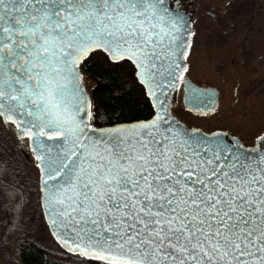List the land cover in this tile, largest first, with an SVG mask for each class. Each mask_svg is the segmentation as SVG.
<instances>
[{"label":"snow or ice","instance_id":"obj_1","mask_svg":"<svg viewBox=\"0 0 264 264\" xmlns=\"http://www.w3.org/2000/svg\"><path fill=\"white\" fill-rule=\"evenodd\" d=\"M196 35L182 0H0V128L81 264H264V134L246 144L173 109L179 94L189 114L216 110L189 78ZM93 57L142 86L146 116L100 119Z\"/></svg>","mask_w":264,"mask_h":264},{"label":"rangeland","instance_id":"obj_2","mask_svg":"<svg viewBox=\"0 0 264 264\" xmlns=\"http://www.w3.org/2000/svg\"><path fill=\"white\" fill-rule=\"evenodd\" d=\"M182 3L197 29L189 56V78L200 87L217 89L218 95L214 112L196 116L187 113L182 107V96L174 94V112L192 126L207 131L219 128L252 144L257 135L264 133V0H182ZM225 5H229L227 10ZM93 58L106 63L99 57ZM119 69L134 90L145 97L142 86L125 69ZM84 84L89 93L92 81L84 77ZM18 164L13 160L11 176L21 181ZM25 168L27 180L20 182L19 189L25 199L14 217L13 229L5 231L4 218L0 217V264H19L16 244L24 240L39 244L53 256L71 257L36 212L41 210L37 174L30 161Z\"/></svg>","mask_w":264,"mask_h":264},{"label":"trees","instance_id":"obj_3","mask_svg":"<svg viewBox=\"0 0 264 264\" xmlns=\"http://www.w3.org/2000/svg\"><path fill=\"white\" fill-rule=\"evenodd\" d=\"M84 77L92 81L89 95L93 97L100 109V119L111 117L112 120H124L134 116H146L149 112V101L134 90L130 80L124 76L119 68L112 69L97 59L91 58L87 62ZM14 168V167H13ZM7 167H0V175L9 179L5 171ZM12 175V174H11ZM13 179V177H11ZM5 183L0 187V197L3 209L0 210L1 219L7 215L6 205L11 212L10 222L5 223V231L13 229L14 217L18 214L19 197L7 190ZM6 206V207H7ZM16 258L19 264H81V259L75 254L68 253L71 257L51 255L47 249L39 244L24 240L16 244ZM67 252V251H65Z\"/></svg>","mask_w":264,"mask_h":264},{"label":"flooded vegetation","instance_id":"obj_4","mask_svg":"<svg viewBox=\"0 0 264 264\" xmlns=\"http://www.w3.org/2000/svg\"><path fill=\"white\" fill-rule=\"evenodd\" d=\"M207 131V130H205ZM15 137L11 134L10 131L8 130H5L3 128H0V167L3 168V167H7V169L5 171H11V174H12V162L13 160H16L18 164L17 167H21V170L22 171V176H23V180L21 179V181H18L17 179H12L11 177V174H9V179H4V176H1L0 175V187H2L5 183L8 185L7 186V190L9 189L10 193L13 194L15 193L16 195H18L19 197V204L17 206V208H21V202L25 199L21 194H20V187H21V184L20 182L22 183H25L24 181L27 180V171H26V163L27 162H32V157L30 155V152H27V151H24L22 152L18 146L16 145L15 143ZM26 142V141H25ZM8 171V172H9ZM7 172V173H8ZM38 194V192H37ZM22 196V197H21ZM1 199V197H0ZM39 205H40V201H39ZM7 206V205H6ZM4 207V208H7V215L4 217L3 219V222H6L7 220H10V217L9 218H6L8 216H11V212L10 210L8 209L9 206L7 207ZM40 208V206H39ZM3 209V205L1 204V200H0V210ZM38 209V207H37ZM40 211L42 210H39L36 211L38 213V215H41ZM37 216V214H36ZM25 222V219L22 220V223ZM26 222H28V219H26ZM0 230H2V227L0 225Z\"/></svg>","mask_w":264,"mask_h":264},{"label":"water","instance_id":"obj_5","mask_svg":"<svg viewBox=\"0 0 264 264\" xmlns=\"http://www.w3.org/2000/svg\"><path fill=\"white\" fill-rule=\"evenodd\" d=\"M198 86V85H197ZM200 87V86H199ZM202 88H208V89H210L212 92H213V94H214V96H215V108H216V104H217V95H218V91H217V89H215V88H212V87H202ZM146 97V96H145ZM147 98V97H146ZM148 99V98H147ZM149 101V100H148ZM182 104H183V97H182ZM264 134V133H263ZM46 222V221H45ZM54 238V237H53ZM55 239V238H54ZM58 242V241H57ZM58 244H59V242H58ZM60 245V244H59ZM62 246V245H61ZM63 247V246H62Z\"/></svg>","mask_w":264,"mask_h":264}]
</instances>
